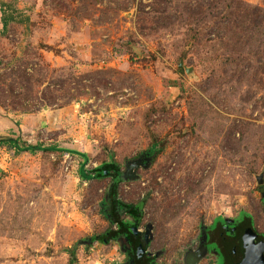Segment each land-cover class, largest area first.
<instances>
[{
    "label": "rangeland",
    "instance_id": "1",
    "mask_svg": "<svg viewBox=\"0 0 264 264\" xmlns=\"http://www.w3.org/2000/svg\"><path fill=\"white\" fill-rule=\"evenodd\" d=\"M9 138L64 152L0 144V264H134L109 163L145 264H225L264 239V0H0Z\"/></svg>",
    "mask_w": 264,
    "mask_h": 264
},
{
    "label": "trees",
    "instance_id": "2",
    "mask_svg": "<svg viewBox=\"0 0 264 264\" xmlns=\"http://www.w3.org/2000/svg\"><path fill=\"white\" fill-rule=\"evenodd\" d=\"M2 24L3 27L5 28L8 24V19H6L5 17L2 20ZM0 144L5 145L9 148H11L12 150L15 151L16 154H20V153H29V154H35V153H54V152H64L62 150H59L57 147H44L43 145H26V144H19L18 140H14L12 138L9 139H0ZM78 156H80L83 159V165L81 167V170H83V166L84 163L86 162V156L85 154H77ZM81 173V177L83 179L86 180H99V179H103V178H111L112 179V187H111V191L108 194V207H109V212H110V216H111V222L113 224H115V226L117 227V229L120 231V233L124 234L125 236H133L129 230L130 226L127 223H123V221L119 220V214L117 212V203H116V188L119 182V175H118V168L116 166H114L113 164L109 163V164H103L102 167L97 168L94 170L93 175L90 176L87 173H85L84 171H80ZM106 172V174L104 175L103 173ZM132 213H134L133 211H131ZM118 233H113L111 232L106 238H112V237H116ZM131 240V246L133 248V246L135 247V242L137 241V239H132L129 238ZM107 240V239H106ZM133 240V241H132ZM133 259H134V264H145V262L141 259H138L136 257V255H133Z\"/></svg>",
    "mask_w": 264,
    "mask_h": 264
},
{
    "label": "water",
    "instance_id": "3",
    "mask_svg": "<svg viewBox=\"0 0 264 264\" xmlns=\"http://www.w3.org/2000/svg\"><path fill=\"white\" fill-rule=\"evenodd\" d=\"M104 175L106 172L103 173ZM261 183V181H259ZM129 227V230L133 236H137L138 230L135 227ZM147 234L144 236L145 242L147 243ZM257 235L253 232L249 225H246L245 229L240 235V249L242 259L238 263H234L232 259L233 252L227 253V264H264V240L256 242ZM234 247V245H232ZM136 257L139 258L144 254V248L139 240L135 242Z\"/></svg>",
    "mask_w": 264,
    "mask_h": 264
},
{
    "label": "flooded vegetation",
    "instance_id": "4",
    "mask_svg": "<svg viewBox=\"0 0 264 264\" xmlns=\"http://www.w3.org/2000/svg\"><path fill=\"white\" fill-rule=\"evenodd\" d=\"M242 230L240 231V233L237 234L236 238L234 236V238L229 235L227 232L224 233L222 232L219 237L217 238V242H219V244H221V246L223 247L224 250V254L221 252V249L218 248L215 243H213L212 245L215 246V248L217 249V251L219 252V254L222 256L223 262H225V264H227V251L228 252H233L234 254L232 255V258H235L236 262H240L242 259V255H241V249H240V235H241ZM128 238H132V239H137L141 242L142 246H144V237L140 236V234H137V236H131L129 235ZM262 241L264 239H260L258 236L256 238V242L257 241ZM129 241L131 242V240L129 239ZM133 241V240H132ZM234 245V247L232 246ZM145 247V246H144ZM143 247V248H144ZM136 253V250L134 252V254ZM138 259H144V254L141 255Z\"/></svg>",
    "mask_w": 264,
    "mask_h": 264
}]
</instances>
